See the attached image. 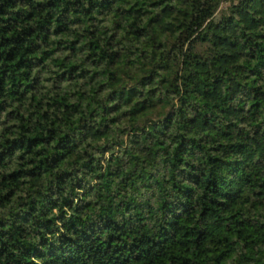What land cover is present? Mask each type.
<instances>
[{
	"label": "trees",
	"instance_id": "1",
	"mask_svg": "<svg viewBox=\"0 0 264 264\" xmlns=\"http://www.w3.org/2000/svg\"><path fill=\"white\" fill-rule=\"evenodd\" d=\"M0 264H264V0H0Z\"/></svg>",
	"mask_w": 264,
	"mask_h": 264
},
{
	"label": "rangeland",
	"instance_id": "2",
	"mask_svg": "<svg viewBox=\"0 0 264 264\" xmlns=\"http://www.w3.org/2000/svg\"><path fill=\"white\" fill-rule=\"evenodd\" d=\"M237 0H211L213 9L218 12L221 9L226 8L230 3L236 2Z\"/></svg>",
	"mask_w": 264,
	"mask_h": 264
}]
</instances>
